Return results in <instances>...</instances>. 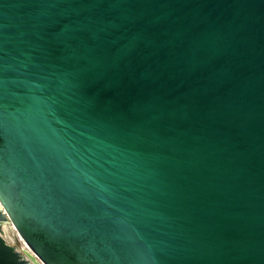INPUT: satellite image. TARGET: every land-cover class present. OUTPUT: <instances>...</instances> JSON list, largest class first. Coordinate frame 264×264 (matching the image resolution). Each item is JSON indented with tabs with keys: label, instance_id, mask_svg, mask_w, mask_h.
Instances as JSON below:
<instances>
[{
	"label": "water",
	"instance_id": "water-1",
	"mask_svg": "<svg viewBox=\"0 0 264 264\" xmlns=\"http://www.w3.org/2000/svg\"><path fill=\"white\" fill-rule=\"evenodd\" d=\"M0 264H264V0H0Z\"/></svg>",
	"mask_w": 264,
	"mask_h": 264
},
{
	"label": "rangeland",
	"instance_id": "rangeland-1",
	"mask_svg": "<svg viewBox=\"0 0 264 264\" xmlns=\"http://www.w3.org/2000/svg\"><path fill=\"white\" fill-rule=\"evenodd\" d=\"M6 235L8 237V241L15 244L18 249L22 250L23 248H26L25 242L21 239L15 227L9 223L6 224Z\"/></svg>",
	"mask_w": 264,
	"mask_h": 264
},
{
	"label": "bare ground",
	"instance_id": "bare-ground-1",
	"mask_svg": "<svg viewBox=\"0 0 264 264\" xmlns=\"http://www.w3.org/2000/svg\"><path fill=\"white\" fill-rule=\"evenodd\" d=\"M4 233L6 235V224H4ZM6 237H7V235H6ZM7 239H8V237H7Z\"/></svg>",
	"mask_w": 264,
	"mask_h": 264
}]
</instances>
